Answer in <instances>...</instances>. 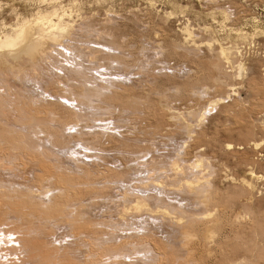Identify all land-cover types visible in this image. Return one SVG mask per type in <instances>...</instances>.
Segmentation results:
<instances>
[{
    "label": "bare ground",
    "instance_id": "bare-ground-1",
    "mask_svg": "<svg viewBox=\"0 0 264 264\" xmlns=\"http://www.w3.org/2000/svg\"><path fill=\"white\" fill-rule=\"evenodd\" d=\"M25 2L29 7L52 6H37L38 11L22 16L21 8L0 1V254L17 255L20 264H204V258L213 264H264V210L255 206L262 201L256 195L264 183V104L248 109L234 99L226 104L232 94L218 97L209 103L210 110L189 114L199 118L201 128L185 127L187 144L155 155L153 142L159 136L175 139L179 132L167 129L171 124L149 92L138 97L119 79H104L105 86L88 85L95 76H89L85 63L91 70L101 65L107 71V61L111 68L113 63L124 69L135 64L124 54L128 44L113 34L108 40L110 34L103 32L105 41L97 38L103 48L91 47L98 42L89 40L83 45L75 39L74 17L64 1ZM184 32L192 40L187 26ZM238 35L250 36L242 31ZM231 48L221 49L227 60ZM60 57L74 66L63 64ZM243 65H238L240 76ZM117 71L120 75L121 69ZM28 83L41 91L36 94ZM249 83L253 92L261 91L260 82ZM233 91L235 95L236 87ZM215 108L216 115H207ZM105 114L112 117L101 119ZM95 117L112 123L96 126ZM141 134L153 141L151 146L141 147ZM108 151L132 155V160L121 159L122 168L110 167L104 155ZM229 164L236 167L234 173ZM6 173L22 182L7 180ZM224 176L228 185L222 188L218 181ZM115 189L121 194L115 195ZM102 202L115 203L109 206L118 215L113 226L123 227L124 235L117 237L115 229V238L104 235V228L113 223L86 211ZM136 220L140 227L134 228ZM61 224L70 229L75 247L48 241ZM81 247L87 250L76 258Z\"/></svg>",
    "mask_w": 264,
    "mask_h": 264
},
{
    "label": "rangeland",
    "instance_id": "rangeland-1",
    "mask_svg": "<svg viewBox=\"0 0 264 264\" xmlns=\"http://www.w3.org/2000/svg\"><path fill=\"white\" fill-rule=\"evenodd\" d=\"M0 1H2L5 6L11 3L15 4L16 8H18L19 10L21 8L20 13L22 14L23 12L22 16L27 15L29 11H38V4L29 7V4H26L25 2L27 0ZM30 1L36 3L38 0ZM62 1H64L65 5H69V12L72 15V19L74 17L73 20L76 26L74 32L75 39H80L79 42L82 41L81 43H83V45H86L87 43L89 44L90 41L94 43L98 42V45L93 43L89 44L91 47L95 46V48H97L99 46L98 40L101 37L103 38L100 40V42L102 41L101 43L105 41V38L111 40L114 38H112L111 34L118 36L117 39H120L119 41L121 43L128 44L129 51H125L126 53L124 52V54L127 55L126 58L128 57L129 60L135 59L136 61L131 68H127L131 73L127 69H124L125 66H120L117 63H113L114 66L112 68L109 67L112 65L108 61L106 63V60L101 61H104L107 64L106 65L103 62V65H106V67L109 68L110 71H107L105 67L101 69V65H96L97 69L94 70L96 68L95 67L93 68V70H91V64L85 63V65L88 64L87 66L90 67L89 70H87V72L90 74L89 76H95L94 78H90L91 82L88 83V85L92 86L94 84L93 87H96V84H98V86L99 84H103L105 86L107 85L105 84L106 80L114 79V81H116L117 79H119V81H123V83L130 89L134 88L137 91L136 92L134 90L137 94L136 96L138 97L140 95L143 97H148L149 92L150 99L156 103V106L159 108V110L164 111L167 121L171 124V126L167 127V129L171 128V130L173 129L174 131L179 132V135H176L175 137L178 144L173 137V139H170V137L168 139L166 136H159L155 140V142L151 140L145 141V139L143 140L144 136L141 134V147L146 148V146H151L152 142L155 143L154 147L156 149L158 148L157 152L155 151L154 153L155 155L168 154V152L170 151L173 152L174 146L181 145L182 142L187 144L189 134L187 133L185 127L189 124H192L193 126H195L194 128L196 130H199L201 128L200 126H198L199 118L197 117L198 119H192L189 114L192 110V112L197 111L198 113H202L207 107L209 108L208 110H210L211 107L209 106V103L212 100H216L222 97L226 98L229 94H232V98H226L224 100L226 104H232L233 99L244 102L243 104L245 105V107L247 106L248 109L252 108L255 104H259L260 102L264 104V0ZM41 4H39L38 6H41L40 9L51 10L50 6L52 5H49L47 3ZM179 6L183 8H180ZM22 7L25 8L23 9ZM26 11L28 13H26ZM12 18L13 17H9V22L13 21ZM186 26L192 32V40H187L188 36H186L184 32V28ZM240 31L247 33L250 36H255L240 38V36L238 35ZM102 33L106 35L110 34L111 37H106L104 35V38V36H102ZM86 40L89 41L86 43ZM101 45L102 44H100L98 48H103V46ZM222 47H233L231 48L232 53H230L231 56L229 60L225 59V57L222 56ZM104 49L108 50L107 47H104ZM166 52L168 54H166ZM61 58L62 57H60V60L64 59ZM64 60H62L63 64L65 62H68ZM66 63L65 65L70 66V63L72 62H68L69 64ZM72 65L73 63L71 64V66ZM238 65H243L244 67L246 66L245 69L247 68L246 71L244 69L243 75L241 76L239 75ZM99 69H101L102 71ZM114 69L116 71L121 69L120 75L118 73L119 71H117L118 75L116 76V71H113ZM125 72H128V75L123 76ZM102 74H104L106 77ZM95 78L99 79L96 80ZM251 79H255V81H258L262 84V87L260 88L261 91L259 93L253 92L249 87V82ZM9 80L10 84L12 82L13 86L17 85L15 79L12 80V78H9ZM192 80L194 81L193 83ZM196 82L197 84H195ZM179 84H183L184 86L182 85V87ZM185 84L188 86H185ZM27 85L29 86V88H31V90L36 92V94L38 93V91H41L40 89H38L39 87H36V85H34L33 83H28ZM180 87L181 89H179ZM235 87L237 91L234 95L233 89ZM143 89L147 91V93L144 92ZM184 89L186 91H184ZM218 109L215 108L212 110V112H207V115H216ZM118 111V109H116V112L114 111V117L118 116ZM245 114L247 115L246 111L244 113V116ZM109 115L110 114H105L104 117H100L101 119H109L112 117L111 115V117ZM130 115L131 114L129 113L128 115L125 114V117L129 118ZM97 118L95 117V121L92 122L96 126L112 123L111 120L109 122L108 120L104 121L103 123V121H101L100 119L97 121ZM205 122L207 124V121ZM95 129H98V127H96ZM121 130V132L126 131L125 128ZM132 131L134 132V129ZM136 132H138V130ZM126 133L131 134V132ZM150 135L151 133H149V136ZM153 135L154 134L152 131L151 136ZM164 137L166 138L164 139ZM168 140H170L171 142ZM173 140L175 141V143L173 142ZM184 143H182V145H185ZM104 155H107L106 158L108 159V165L110 167L117 168L123 167L121 163L123 159H129V156L132 157V155H122L121 153L119 154L115 151H108V153L106 152ZM150 157L151 155H148L146 159H149ZM62 158L64 161L65 159L66 161H68L66 156ZM80 158H82V155H80ZM129 160H132V158ZM145 160L143 159L141 161ZM131 163H133L131 164L133 166L137 164L136 162ZM167 165H169V162L167 163ZM229 168L231 173H234V170H236V167L233 164H229ZM6 174H4V176L7 180H14V182L17 183L22 182V179H19V177H16L12 173H8L7 175ZM145 174L147 175V173ZM145 174H140V176H146ZM30 177H32V175ZM138 177L139 175L134 176V178ZM218 183L222 188L228 185L225 176L221 178ZM260 189H262L263 195L261 192H259L257 193L256 197L257 200H262L263 202L260 201L259 203H257L256 200L257 204H255V206L257 211L264 210V183L260 184ZM113 192L115 195L121 194V191L119 189H115ZM115 198L118 197L115 196ZM113 204L115 203L112 202L110 204L109 202H102L91 208L90 210H86L90 212V216L97 220L107 218L105 220H110L111 223H113L106 228L103 227L104 230L102 231L103 233H107L104 235H107L111 239L115 238V233H117V237L124 235L122 234L124 233L122 231L123 227L121 228L119 226H113L118 221V215L116 214V212L112 213L109 207L111 205L113 206ZM240 210L242 211L241 208ZM232 215L233 214H231V216ZM114 217L116 218V220H114ZM144 219L145 217L143 218V221ZM11 220L9 221V223L13 224V222H15V224H17V221L15 219L14 221L12 220L13 222H11ZM136 222L138 224L135 225L134 228L137 226L140 227V221L136 220ZM13 225H11V229ZM4 227L6 228L7 226ZM59 227L60 226H58L57 228L55 227L50 232V234L47 236L48 241L51 243L53 242L52 244L55 245L67 244V246L75 247L74 238L70 235V229H68V227L64 224H61L62 228L60 227L59 229ZM110 232H112L111 234H113L114 237L109 236ZM107 236L105 237V239L108 238ZM81 249L82 250H80V252H76V258L83 257L84 251L87 250V247H81ZM3 253L0 254V260L3 259L0 263H2L4 260H7L9 262L15 260V262L13 263L20 264V262H18L17 255L10 256L5 253L4 255ZM7 256H9L8 259ZM5 261L3 263L6 264ZM204 261L205 263L209 262V264L214 263L213 260L207 258H204ZM9 262H7V264Z\"/></svg>",
    "mask_w": 264,
    "mask_h": 264
}]
</instances>
